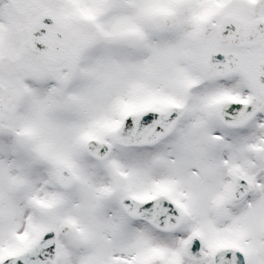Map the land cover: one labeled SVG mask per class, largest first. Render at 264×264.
<instances>
[{
  "label": "snow or ice",
  "instance_id": "obj_1",
  "mask_svg": "<svg viewBox=\"0 0 264 264\" xmlns=\"http://www.w3.org/2000/svg\"><path fill=\"white\" fill-rule=\"evenodd\" d=\"M0 264H264V0H0Z\"/></svg>",
  "mask_w": 264,
  "mask_h": 264
}]
</instances>
